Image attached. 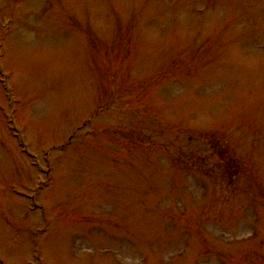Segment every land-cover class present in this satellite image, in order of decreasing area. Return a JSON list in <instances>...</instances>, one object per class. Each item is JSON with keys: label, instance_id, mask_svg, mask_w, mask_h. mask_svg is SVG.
<instances>
[{"label": "rangeland", "instance_id": "obj_1", "mask_svg": "<svg viewBox=\"0 0 264 264\" xmlns=\"http://www.w3.org/2000/svg\"><path fill=\"white\" fill-rule=\"evenodd\" d=\"M0 58V264H264V0H0Z\"/></svg>", "mask_w": 264, "mask_h": 264}]
</instances>
